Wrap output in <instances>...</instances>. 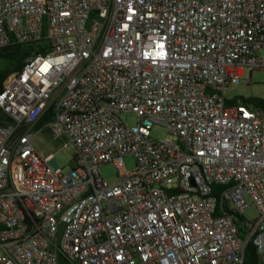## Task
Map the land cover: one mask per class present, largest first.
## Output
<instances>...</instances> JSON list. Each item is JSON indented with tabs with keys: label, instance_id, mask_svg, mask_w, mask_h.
Masks as SVG:
<instances>
[{
	"label": "built area",
	"instance_id": "1",
	"mask_svg": "<svg viewBox=\"0 0 264 264\" xmlns=\"http://www.w3.org/2000/svg\"><path fill=\"white\" fill-rule=\"evenodd\" d=\"M15 46L0 264H242L248 242L264 264V108L226 97L255 70L264 85V0H0V52Z\"/></svg>",
	"mask_w": 264,
	"mask_h": 264
},
{
	"label": "rangeland",
	"instance_id": "2",
	"mask_svg": "<svg viewBox=\"0 0 264 264\" xmlns=\"http://www.w3.org/2000/svg\"><path fill=\"white\" fill-rule=\"evenodd\" d=\"M5 65H6V61L0 59V69L5 68ZM8 66L10 67V71H12L11 70L12 64H8ZM244 77L248 78V73L246 70ZM262 77H263V73L260 71L255 70L251 72V83L248 85L239 84L232 88H229L226 92V97L235 98L242 96V97H256V98L264 99V85L261 83ZM119 117L124 123L128 125L135 124L136 118L133 113H121ZM166 134H167L166 129L158 124L152 125L149 131V135L152 139L163 138L166 136ZM34 145L36 149L41 151L43 154L54 152L59 148L57 144H55L53 141H50L47 132H43L39 134L34 139ZM71 154H72V150L70 148H67L65 150L63 149L57 150L55 156L53 157V161L56 162L59 166H61L64 171H66L71 166L68 160ZM124 166L126 170L132 169L133 167L132 156L127 155L124 157ZM100 172L104 180H109L113 178L115 175L114 168L111 164H106L102 166L100 168ZM241 214L243 219H246L248 221H252L257 217V211L254 207H248ZM242 221H243L242 219L240 220L237 219L238 225H241Z\"/></svg>",
	"mask_w": 264,
	"mask_h": 264
},
{
	"label": "trees",
	"instance_id": "3",
	"mask_svg": "<svg viewBox=\"0 0 264 264\" xmlns=\"http://www.w3.org/2000/svg\"><path fill=\"white\" fill-rule=\"evenodd\" d=\"M28 51H29L28 48L22 46H15L12 49L0 52V59L6 61L5 68L0 69V89L2 86L3 78L7 73L10 72V67L8 66V64H12L11 70L19 69L23 64L24 59L28 54ZM234 101L244 103L247 106L254 109L264 108V99L261 98L239 96L238 99ZM48 115L49 114L46 115L45 119L48 118ZM10 121L11 119L0 109V125L9 123ZM216 189H219V187H216ZM236 216H237L236 219L240 220V217L238 215ZM239 227H240L239 229L242 230L241 225H239ZM242 264H259V257L256 254L255 249L251 242H248L244 248Z\"/></svg>",
	"mask_w": 264,
	"mask_h": 264
},
{
	"label": "crops",
	"instance_id": "4",
	"mask_svg": "<svg viewBox=\"0 0 264 264\" xmlns=\"http://www.w3.org/2000/svg\"><path fill=\"white\" fill-rule=\"evenodd\" d=\"M260 264V263H259Z\"/></svg>",
	"mask_w": 264,
	"mask_h": 264
}]
</instances>
